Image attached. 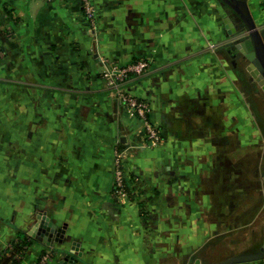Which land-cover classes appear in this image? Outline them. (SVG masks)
<instances>
[{
	"label": "crops",
	"instance_id": "obj_1",
	"mask_svg": "<svg viewBox=\"0 0 264 264\" xmlns=\"http://www.w3.org/2000/svg\"><path fill=\"white\" fill-rule=\"evenodd\" d=\"M92 2L93 22L80 0H0V256L20 233L31 242L20 264L44 254L48 264H219L263 250L252 218L239 227L240 212L264 200L255 84L264 90L232 10ZM247 3L264 35V0ZM140 59L151 69L134 90L152 106L158 147L105 78Z\"/></svg>",
	"mask_w": 264,
	"mask_h": 264
},
{
	"label": "built area",
	"instance_id": "obj_2",
	"mask_svg": "<svg viewBox=\"0 0 264 264\" xmlns=\"http://www.w3.org/2000/svg\"><path fill=\"white\" fill-rule=\"evenodd\" d=\"M80 1L86 18L93 22L96 9L92 0ZM150 69V61L142 59L126 66L115 67L105 74V78L118 100L141 120L145 131V145L158 147L164 144V139L159 125L152 118V106L134 90L136 82L147 75ZM127 179L124 152H119L115 160L113 181V194L116 198L121 199L129 195ZM50 261V254H44L36 264H48Z\"/></svg>",
	"mask_w": 264,
	"mask_h": 264
},
{
	"label": "water",
	"instance_id": "obj_3",
	"mask_svg": "<svg viewBox=\"0 0 264 264\" xmlns=\"http://www.w3.org/2000/svg\"><path fill=\"white\" fill-rule=\"evenodd\" d=\"M220 1L232 10L239 29L246 31L248 39L240 42L238 47L250 62V73L264 90V35L250 13L247 0ZM260 260H264V249L254 253L232 256L219 264H241Z\"/></svg>",
	"mask_w": 264,
	"mask_h": 264
},
{
	"label": "rangeland",
	"instance_id": "obj_4",
	"mask_svg": "<svg viewBox=\"0 0 264 264\" xmlns=\"http://www.w3.org/2000/svg\"><path fill=\"white\" fill-rule=\"evenodd\" d=\"M123 66H126V65H123ZM253 89H254V87H253ZM248 91L250 92L251 90L249 89ZM254 99H255V101H254L255 114L258 117V119L261 120L264 118V92L262 91L260 86L257 84H255V97H254ZM240 207H241V205H240ZM244 210L245 209H243L240 212V217L243 218V220H241V221H242V223H244V226L241 225L239 227L240 231L241 230L245 231L247 229L246 228V220L250 221V219L252 218L254 220V226L249 227V228H250V230L252 228L254 229L255 239H256V241H258L256 245H260V244L264 243V200H256V203L254 205H249V209H247V212ZM245 212L247 213V215Z\"/></svg>",
	"mask_w": 264,
	"mask_h": 264
},
{
	"label": "trees",
	"instance_id": "obj_5",
	"mask_svg": "<svg viewBox=\"0 0 264 264\" xmlns=\"http://www.w3.org/2000/svg\"><path fill=\"white\" fill-rule=\"evenodd\" d=\"M136 61H133V62H136ZM30 243L31 242L29 238L24 233H20L18 235L17 240L12 244L10 250H8L7 253L0 256V264H20L21 258L24 256V253L26 251V247H28Z\"/></svg>",
	"mask_w": 264,
	"mask_h": 264
}]
</instances>
